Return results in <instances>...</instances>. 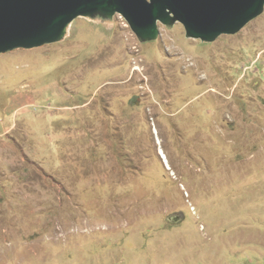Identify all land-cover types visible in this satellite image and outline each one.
<instances>
[{
	"label": "rangeland",
	"instance_id": "obj_1",
	"mask_svg": "<svg viewBox=\"0 0 264 264\" xmlns=\"http://www.w3.org/2000/svg\"><path fill=\"white\" fill-rule=\"evenodd\" d=\"M0 264H264V7L212 42L94 14L1 53Z\"/></svg>",
	"mask_w": 264,
	"mask_h": 264
},
{
	"label": "water",
	"instance_id": "obj_2",
	"mask_svg": "<svg viewBox=\"0 0 264 264\" xmlns=\"http://www.w3.org/2000/svg\"><path fill=\"white\" fill-rule=\"evenodd\" d=\"M263 7L264 0H0V54L54 43L74 19L94 14H119L142 42L157 38L159 24L177 22L188 37L212 42L240 31Z\"/></svg>",
	"mask_w": 264,
	"mask_h": 264
},
{
	"label": "bare ground",
	"instance_id": "obj_3",
	"mask_svg": "<svg viewBox=\"0 0 264 264\" xmlns=\"http://www.w3.org/2000/svg\"><path fill=\"white\" fill-rule=\"evenodd\" d=\"M159 155H160V158L163 160V163H166L167 164L166 156L163 154V152L161 151V149H159Z\"/></svg>",
	"mask_w": 264,
	"mask_h": 264
}]
</instances>
